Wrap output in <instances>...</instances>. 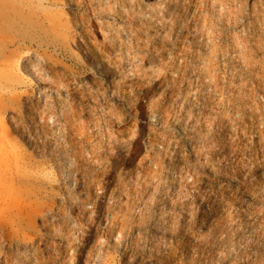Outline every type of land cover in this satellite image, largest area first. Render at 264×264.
<instances>
[{"label": "rangeland", "instance_id": "1", "mask_svg": "<svg viewBox=\"0 0 264 264\" xmlns=\"http://www.w3.org/2000/svg\"><path fill=\"white\" fill-rule=\"evenodd\" d=\"M0 264H264V0H0Z\"/></svg>", "mask_w": 264, "mask_h": 264}]
</instances>
